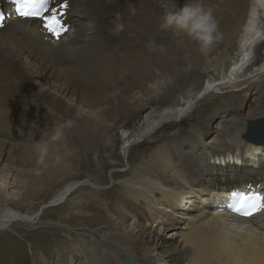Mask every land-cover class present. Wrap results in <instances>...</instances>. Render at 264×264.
Segmentation results:
<instances>
[{
  "label": "bare ground",
  "instance_id": "bare-ground-1",
  "mask_svg": "<svg viewBox=\"0 0 264 264\" xmlns=\"http://www.w3.org/2000/svg\"><path fill=\"white\" fill-rule=\"evenodd\" d=\"M189 2L67 0L70 29L57 42L40 21L17 17L12 4L0 0L6 13L0 27V189L11 185L16 205L51 190L107 128L195 64L218 60L233 46L240 54L224 78L264 64V0H200L220 35L205 53L184 33L159 28L165 12ZM117 24L122 25L118 33ZM213 89L206 83L192 100ZM263 94L264 81L252 84L248 99L225 91L223 106L204 127L163 147L133 173L115 178L119 196L105 206L116 214H111V231L81 230L108 249L106 264H122L124 255L137 264H264V211L244 219L227 206L229 193L249 182L264 192V140L244 137L249 121L264 118ZM153 111L136 133L126 135L122 153L149 137L160 119L183 114L174 105L156 114L157 120ZM215 119L217 127L208 135ZM80 132L90 137L86 145L77 138ZM76 183L80 186L75 181L56 190L51 204L62 203ZM12 208L0 197V230L34 223L39 216ZM72 217L90 224L103 219L95 213ZM44 245L48 256L53 244Z\"/></svg>",
  "mask_w": 264,
  "mask_h": 264
},
{
  "label": "rangeland",
  "instance_id": "rangeland-1",
  "mask_svg": "<svg viewBox=\"0 0 264 264\" xmlns=\"http://www.w3.org/2000/svg\"><path fill=\"white\" fill-rule=\"evenodd\" d=\"M239 54V49L233 46L218 60L212 62L207 60L203 64H195L188 68V72L180 73L164 84L163 88L152 96V100H148L139 109L135 107L131 114L118 119L107 128L100 142L82 154L79 162L67 175H63L51 190L31 194L25 200L26 202L23 201L24 203L16 205L17 198H14L16 196L12 192L11 185L2 186L0 197L1 200L4 199L7 207H13L12 209L25 215L39 216L34 223H12L10 230H0V264L3 262L6 264H39L40 259H42V264H60L58 261H67L70 256L74 257V260L70 263L65 262V264H85L90 261L92 264H106L109 258L105 256L109 253L108 249L95 242L89 231L82 232V228L89 226L91 230L100 232L102 235L111 231L109 222L111 214L114 213L109 212V207L105 206L107 204L112 206L119 196L116 189L119 184L115 178H122L123 174L138 169L142 162H152L153 156L163 147L175 140L185 139L191 132L204 127L223 106L222 95L225 91L232 90L240 100L249 98L252 84L264 81V64L262 63L257 68L253 66L251 70L245 71L239 77L224 78ZM164 67L171 70L168 61H165ZM228 79L233 82L227 83ZM206 83H211L214 87L213 93L192 100L194 94L200 91ZM262 100L261 95L259 101ZM174 105L183 112L178 119L175 117L167 121L160 119L161 124L152 131L149 137L135 144L131 143L128 153L126 155L122 153L121 148L126 143V135L136 133L135 129L144 121L147 112L154 110L153 115L157 116L156 114H160L163 109ZM156 118L159 120L158 116ZM210 124L212 129L208 135L214 133L217 119L211 121ZM77 138L82 145L90 141V137L84 132H80ZM228 156L226 154L225 158ZM223 158V156L216 157L218 160ZM212 161L215 165L220 163L215 162L214 159ZM75 181L79 182L80 186L77 187L78 183H76L73 187L77 188H73L74 191L62 203L52 205L54 192L64 187L65 184ZM194 191L192 190L193 193ZM46 202L51 206L41 210L40 207ZM93 213L102 215L103 219H97L99 221L90 224L87 219L70 218L74 214H85L86 217ZM2 215L3 211L0 210V218ZM172 231L173 229L170 228L163 232L167 235ZM169 241L175 242L171 238ZM46 242L53 244L48 256H45L46 249L42 250L43 247H48L44 245Z\"/></svg>",
  "mask_w": 264,
  "mask_h": 264
},
{
  "label": "clouds",
  "instance_id": "clouds-1",
  "mask_svg": "<svg viewBox=\"0 0 264 264\" xmlns=\"http://www.w3.org/2000/svg\"><path fill=\"white\" fill-rule=\"evenodd\" d=\"M162 31H179L199 44L201 53H205L220 39L218 25L210 11H206L200 0L185 3L178 11H167L159 24ZM122 25L117 24V33Z\"/></svg>",
  "mask_w": 264,
  "mask_h": 264
},
{
  "label": "snow or ice",
  "instance_id": "snow-or-ice-1",
  "mask_svg": "<svg viewBox=\"0 0 264 264\" xmlns=\"http://www.w3.org/2000/svg\"><path fill=\"white\" fill-rule=\"evenodd\" d=\"M67 6L66 0L65 3L59 5L60 8H66ZM18 14L25 18H39L43 22L44 30L51 34L57 42H59L68 31L67 26L60 18L62 14L58 12L56 6L49 8L46 3L37 6L36 0H20ZM232 198L234 203L230 205V207L239 215L251 216L255 212L264 211V198L258 195L233 193Z\"/></svg>",
  "mask_w": 264,
  "mask_h": 264
},
{
  "label": "water",
  "instance_id": "water-1",
  "mask_svg": "<svg viewBox=\"0 0 264 264\" xmlns=\"http://www.w3.org/2000/svg\"><path fill=\"white\" fill-rule=\"evenodd\" d=\"M245 139L254 142H262L264 140V118L256 121H249L246 125ZM122 264H137L130 257L124 255Z\"/></svg>",
  "mask_w": 264,
  "mask_h": 264
}]
</instances>
